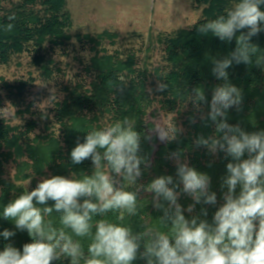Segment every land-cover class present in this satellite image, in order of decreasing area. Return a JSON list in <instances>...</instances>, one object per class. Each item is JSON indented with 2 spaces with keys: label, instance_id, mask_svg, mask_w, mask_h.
I'll use <instances>...</instances> for the list:
<instances>
[{
  "label": "clouds",
  "instance_id": "1",
  "mask_svg": "<svg viewBox=\"0 0 264 264\" xmlns=\"http://www.w3.org/2000/svg\"><path fill=\"white\" fill-rule=\"evenodd\" d=\"M261 6L264 0H236L224 15L197 28L200 35L211 33L220 41L235 39L236 44L224 58H212V74L222 83L212 89L211 100L200 86L187 93L186 104L192 103L201 112V104H206L209 111L200 118L214 125L213 135H200L193 145L231 158L220 183L223 203L211 222L206 218L207 208L186 216L178 202L181 194L191 197L188 213H193L197 204L218 203L210 176L182 161V150L167 157L176 162L175 179L161 175L146 186L137 183L143 174L141 165L150 166L149 158L141 155L142 138L151 140L152 136L138 132L136 120L125 117L87 132L84 142L77 141L71 150L73 164L92 161L91 175L45 178L35 189L22 191L3 206L0 216L12 221L16 229L26 230L32 242L25 243L22 251L6 244L0 251V264H52L61 257L68 258L70 264H134L138 259L145 264H264V130L247 132L239 124L228 123V110H239L243 96L241 89L229 82L227 71L233 64L254 63L260 49L251 41L264 30ZM15 19V14L7 17L5 32L13 30ZM166 89V83L158 84L159 91ZM53 101H57L54 94L45 102L51 105ZM17 118L11 102L0 107V119L16 123ZM190 122L195 123V118ZM151 131L160 142L171 143L183 129L175 119L160 118ZM141 190L154 194L153 206L162 212L155 219L168 232L147 224L134 229L104 219L108 213H116L120 221L125 214L137 215ZM49 201L54 203L49 206ZM53 213L59 217V227L46 219ZM14 235L8 229L0 232L5 240ZM75 238L89 240L87 254L81 240Z\"/></svg>",
  "mask_w": 264,
  "mask_h": 264
},
{
  "label": "trees",
  "instance_id": "2",
  "mask_svg": "<svg viewBox=\"0 0 264 264\" xmlns=\"http://www.w3.org/2000/svg\"><path fill=\"white\" fill-rule=\"evenodd\" d=\"M201 8L200 18L192 25L181 28L170 35L159 37L164 44L162 65L143 69L137 66L136 55L128 52L124 58L118 52L108 53L99 48L105 38L115 41L117 34L102 33L95 36L91 34L73 33V22L71 14L66 11V0H20L13 7L6 10L0 3V65H7L12 58L20 56L24 51L33 47L32 61L44 75L45 79L54 75V61L45 53V44L51 46H66L74 44L73 40L90 47L92 56L84 66L89 77L82 82L76 81L73 87H66L64 98L55 105L59 108L56 112V121L45 126L47 131L35 133L34 136H24L20 127L11 125L0 120V211L22 191H32L17 183L29 177L24 167H32L38 174H43L45 168L50 170L52 176L61 175L66 178L81 179L83 174L91 175L93 164L90 159L81 164H73L71 161V150L77 141L84 142L87 132L104 127V116L109 117V124L125 117L136 120V130L143 135L152 136L151 140L142 138L141 155H146L150 160V166L144 168L141 165L144 177L143 182L138 179L137 183L146 186L154 178L161 175H172L176 177V164L168 159V154L175 150H182L184 155L182 161L197 171L207 173L211 178V190L217 193V205L197 204L193 213L186 211L187 206L193 203L191 197L181 194L178 202L185 209V215L199 214L200 209L207 208L210 222L216 208L223 203L222 190L220 188L221 178L226 175V164L230 161L225 158L223 152L209 154L207 149L196 148L193 141L200 135L205 137L214 134L212 122L201 120V115L207 114L209 108L201 104V111H197L192 103H187V93L195 87H203L208 100H211L212 89L222 83L212 74V58L222 59L236 47L235 39L231 42L220 41L216 37L200 35L197 28L206 21L224 15L236 0H194ZM264 10V6H261ZM15 14L12 21L14 28L11 32H5L3 27L9 21L7 17ZM246 31V30H245ZM260 50L254 57V63L245 65L243 63L233 64L227 71L229 82L242 91L243 102L240 109L235 107L228 110V123L239 124L247 132L264 130V30L254 36L251 41ZM259 61V65L255 64ZM145 64V63H144ZM123 77V81H121ZM3 87L8 92L11 88L24 89L33 79L18 80L10 84L5 80ZM123 82V83H122ZM159 83H166L167 89L158 90ZM150 84V85H149ZM10 88V89H9ZM8 89V90H7ZM154 95V99L151 97ZM160 104V110L174 112L178 117L176 120L185 125L177 141L164 143L155 148L157 139L149 132L153 123L146 116L153 102ZM77 103L82 107L83 114L70 112V107ZM21 110H19L20 112ZM150 116L153 112H149ZM195 118V123L190 122ZM257 122V123H256ZM35 125V124H34ZM35 128L27 127L32 132ZM58 134H57V133ZM29 135V134H28ZM16 157H26L32 160H24L19 164L15 180H9L3 176V160ZM218 156V158H217ZM217 158V159H216ZM121 179V178H117ZM154 194L141 190L140 211L135 216L125 214L123 221L117 219L116 213H108L104 219L110 222L132 226L134 229L143 224L157 228L162 232L168 229L160 225L155 219L162 215L152 203ZM49 201V206L53 204ZM51 219L56 227H59V217L53 213ZM99 219V218H97ZM5 229L15 232L8 240L0 236V251L6 244H12L22 251L25 243H31L27 231L15 228L12 221L5 220L0 216V232ZM80 239L87 254V238ZM52 264H70L68 258L61 257ZM82 264V262H81ZM134 264H145L144 260L138 259Z\"/></svg>",
  "mask_w": 264,
  "mask_h": 264
},
{
  "label": "rangeland",
  "instance_id": "3",
  "mask_svg": "<svg viewBox=\"0 0 264 264\" xmlns=\"http://www.w3.org/2000/svg\"><path fill=\"white\" fill-rule=\"evenodd\" d=\"M18 1L20 0H0V3L3 9L8 10ZM66 11L71 14L73 33L93 36L102 33L117 34L115 41L105 38L99 48L102 52L104 50L112 54L118 52L121 58H124L128 52L134 53L139 69L147 65L149 68L162 65L164 44L159 37L173 34L181 28L192 25L201 15V8L194 0H66ZM73 41L74 44L63 47L45 44V53L54 61V75L49 79L44 78L32 61V52H34L32 46L20 56L13 57L7 65H0V107H5L7 102H11L18 117L16 123L5 122L20 127L24 136L32 137L35 133L47 131L45 126L57 120L56 111L59 108L55 104L64 98L65 88L73 87L76 81L82 82V79L89 78L84 77L87 76L84 66L93 52L85 43ZM31 79L34 80L33 83L30 82L26 88L17 90L14 94L11 93L14 89L11 88V91L7 92L3 87L2 80L16 84L18 80L27 82ZM53 94L57 97V101L46 105L45 101ZM151 97L154 99V95ZM82 107L75 102L69 109L71 113L83 114ZM159 108L160 104L157 101L153 102L146 115L149 117L146 118L152 123L160 118L175 119L177 126L185 129V125L176 120L178 117L176 113ZM149 112L153 114L150 116ZM104 121L103 126L109 124V117L104 116ZM31 126L35 129L29 133L26 128ZM149 132L155 135L151 129ZM164 143L157 139L155 148ZM24 160L32 164V160L26 157L13 156L4 159L3 176L14 181L18 171L17 166ZM173 163L176 164L175 160ZM24 168V172L29 177L20 176L22 179L16 182L22 183L29 190L35 189L41 180L52 176L47 168L43 174L36 173L32 167ZM139 179L141 182L146 180L142 176Z\"/></svg>",
  "mask_w": 264,
  "mask_h": 264
}]
</instances>
